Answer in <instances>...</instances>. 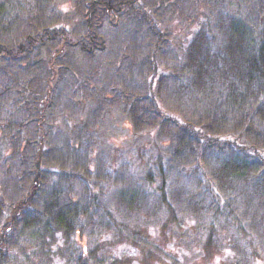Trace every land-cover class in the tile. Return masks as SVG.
<instances>
[{
  "label": "trees",
  "instance_id": "16d2710c",
  "mask_svg": "<svg viewBox=\"0 0 264 264\" xmlns=\"http://www.w3.org/2000/svg\"><path fill=\"white\" fill-rule=\"evenodd\" d=\"M164 210L264 264V0H0V264H112Z\"/></svg>",
  "mask_w": 264,
  "mask_h": 264
},
{
  "label": "rangeland",
  "instance_id": "374dc122",
  "mask_svg": "<svg viewBox=\"0 0 264 264\" xmlns=\"http://www.w3.org/2000/svg\"><path fill=\"white\" fill-rule=\"evenodd\" d=\"M167 25L174 32L175 36L181 33H187L184 26L178 22L170 23V14H168ZM184 27V29H183ZM174 36V37H175ZM111 116L110 118L107 117ZM106 121H109L110 130L113 135H124L127 131L123 128V123H119V117H114L109 114ZM129 132V131H128ZM126 135V139L122 141L133 140ZM141 141L142 138H136ZM134 138V140H136ZM169 212L165 210L159 215L142 216V214L135 217L136 223L134 229H138L142 235L146 236L148 245L135 246L129 242V239L118 241L115 235H108V242L113 249L110 253L115 257V264H228L229 261L237 259V256L230 257L226 249V244H234V240H230L228 236L222 234L219 238L221 245L204 244V234L196 231L195 233L186 232V225H175L173 221H168ZM150 224V225H148ZM240 235V234H238ZM225 236V237H224ZM170 237V239H169ZM240 241V240H239ZM100 242V241H99ZM225 242V244H223ZM105 243V242H104ZM240 243V244H239ZM241 245L243 242H239ZM82 244V243H81ZM133 248H132V246ZM225 245V246H223ZM160 246V247H159ZM208 246L209 248H207ZM103 251V249L101 250ZM211 251V253H210ZM102 253V252H99ZM240 255H238V258ZM116 258H119L118 260ZM174 259H178L174 261ZM174 261V262H173ZM180 261V262H179ZM112 263V264H114ZM260 263V262H257ZM253 264V263H250Z\"/></svg>",
  "mask_w": 264,
  "mask_h": 264
}]
</instances>
